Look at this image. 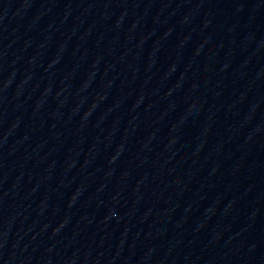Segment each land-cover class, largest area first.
<instances>
[{
	"label": "water",
	"instance_id": "obj_1",
	"mask_svg": "<svg viewBox=\"0 0 264 264\" xmlns=\"http://www.w3.org/2000/svg\"><path fill=\"white\" fill-rule=\"evenodd\" d=\"M0 264H264V0H0Z\"/></svg>",
	"mask_w": 264,
	"mask_h": 264
}]
</instances>
